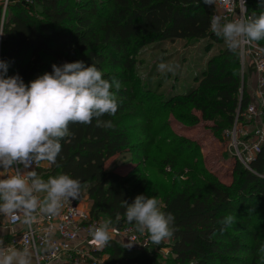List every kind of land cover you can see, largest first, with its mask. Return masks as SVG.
<instances>
[{
  "label": "trees",
  "instance_id": "obj_1",
  "mask_svg": "<svg viewBox=\"0 0 264 264\" xmlns=\"http://www.w3.org/2000/svg\"><path fill=\"white\" fill-rule=\"evenodd\" d=\"M245 2L248 17L264 12L261 0ZM214 10L203 0H31L9 3L5 11L0 6V27L5 33L0 36V60L8 64L7 76L18 74L28 84L51 72L53 64L79 60L85 66L94 63L104 79L114 77L121 83L118 91L112 89L118 102L116 115L103 117L112 120L114 127H96L95 120L90 125L70 123V135L60 141L62 151L56 163L43 161L35 169L45 180L60 174L78 178L86 187L92 218L134 228L127 223L121 202L132 203L146 189V179L139 174H122L107 166L117 155L128 152L136 157L142 150L127 122L143 117L131 115L135 96L123 86L129 82L135 86L130 75L137 47L177 40L197 41L201 54L218 47L198 72L192 69L191 76V70L183 72L186 80L195 82L194 87L164 98L167 113L178 120L190 125L212 122L213 130H221L230 127L235 112L246 106L248 92L245 84L240 90L238 52L229 51L223 39L211 32ZM255 43L264 47V40ZM155 97L148 94L144 100ZM140 127L141 134H146L145 126ZM179 143L164 165L177 182L161 206L175 217L173 236L160 244L149 239L131 256L125 253L131 247L109 240L95 256H105L104 264H261L264 151L250 163L252 171L235 161L232 180L225 184L187 153L194 154L193 143L187 139ZM179 177L185 179L178 182ZM227 215L236 219L222 232L219 221ZM152 247L166 249L167 257L162 259Z\"/></svg>",
  "mask_w": 264,
  "mask_h": 264
},
{
  "label": "clouds",
  "instance_id": "obj_2",
  "mask_svg": "<svg viewBox=\"0 0 264 264\" xmlns=\"http://www.w3.org/2000/svg\"><path fill=\"white\" fill-rule=\"evenodd\" d=\"M216 5L217 0H203ZM264 6V0H261ZM211 32L224 40L229 51H236L242 44L264 40V12L247 17L243 13L236 19L226 20L213 15ZM0 27V36H3ZM179 65L161 62L162 73L175 72ZM8 64L0 60V173L10 169L15 174L0 178V214L22 213L23 222L30 225L36 213L56 216L65 202L77 200L82 184L68 174L43 179L34 169L41 162L55 164L62 151L61 140L69 136V124H92L110 129L118 111L116 93L121 83L114 77L104 79V73L94 63L85 66L83 61L53 64L51 72H45L25 84L17 74L7 76ZM23 166V169L17 166ZM127 223L136 232L147 235L154 244H160L173 236L175 217L165 212L156 197L137 195L132 203L121 202ZM227 215L219 223L223 232L235 222ZM112 221L105 220L91 231L93 239L101 246L110 240ZM135 242L130 239L126 247ZM259 252L264 253V245ZM0 264H35L27 248L8 247L0 238Z\"/></svg>",
  "mask_w": 264,
  "mask_h": 264
},
{
  "label": "rangeland",
  "instance_id": "obj_3",
  "mask_svg": "<svg viewBox=\"0 0 264 264\" xmlns=\"http://www.w3.org/2000/svg\"><path fill=\"white\" fill-rule=\"evenodd\" d=\"M200 50L201 44L194 40L155 42L137 47L133 55L134 70L130 75L135 86L133 88L132 82L123 85L127 90L132 89L135 96L134 101L131 100L135 104L131 115L137 114L143 117L140 118L136 115L140 119L127 122L136 136V145L142 150L136 157L128 152L117 155L108 161L107 166L122 174H139L141 178H145L147 184L144 194L158 198L161 206L164 197L177 182L169 167H164L168 163L165 161L168 155H173L171 150L180 145L181 139H187L193 143L194 154L187 153L194 155L195 161L199 162L205 170L216 176L222 183L230 184L233 177L234 159L226 151L223 139V132L229 127L213 130L212 122L202 120L197 124L190 125L167 113L169 104L165 103L164 98L169 99L174 95L184 94L195 86V82L186 80L183 72L191 70L190 76L193 75L192 69L195 71L200 69L206 57L216 53L218 47L215 46L203 54L199 52ZM162 61L179 65V67L174 73H162L158 70V65ZM178 77L179 79H177ZM152 93L157 97L145 101L144 97H147L148 94L149 97H152ZM137 99L141 101L140 104ZM194 114L199 116L197 112ZM149 120L152 121L151 125ZM157 124L160 126L157 127ZM140 125L145 126L144 129L148 130L146 131L147 137L146 134H141ZM149 125L150 127H148ZM41 164L44 165L45 162H41ZM184 179L185 177H179L178 182ZM85 190L86 187H83L82 191ZM84 207L89 208L88 200L85 201ZM139 250L140 248L134 247L127 249L125 253L131 256ZM152 250L162 259L167 257L166 249L152 247ZM261 255L263 256L261 264H263L264 253Z\"/></svg>",
  "mask_w": 264,
  "mask_h": 264
},
{
  "label": "built area",
  "instance_id": "obj_4",
  "mask_svg": "<svg viewBox=\"0 0 264 264\" xmlns=\"http://www.w3.org/2000/svg\"><path fill=\"white\" fill-rule=\"evenodd\" d=\"M16 1L31 2L0 0V6L5 11L9 3ZM212 6L215 9L212 16L220 15L226 20H232L243 13L248 17L245 0H217L216 5ZM237 52L240 90L245 84L248 102L242 110L235 112L231 126L223 132V139L226 151L234 162L238 161L245 169L252 171L250 163L264 151V47L255 42L242 44ZM17 167L23 169L22 165ZM37 167L33 164L27 170ZM12 174H15L14 169L0 173V178ZM82 197L81 189L79 198L65 202L59 215L36 213L30 225L23 222L22 213L5 215L7 225H22L21 230L14 233L5 245L17 249L27 248L35 264H104L105 256H95L104 245L101 246L91 235L92 229L104 219L92 218L89 210L80 206ZM129 239L135 242L131 248H143L149 242L147 235L139 234L133 227L111 226L110 240L127 245Z\"/></svg>",
  "mask_w": 264,
  "mask_h": 264
},
{
  "label": "crops",
  "instance_id": "obj_5",
  "mask_svg": "<svg viewBox=\"0 0 264 264\" xmlns=\"http://www.w3.org/2000/svg\"><path fill=\"white\" fill-rule=\"evenodd\" d=\"M82 198L83 199H82V201L80 203V206L83 207V208H85L84 207V203H85L86 200H88V202H89V208H90L91 202L88 199L86 190L83 192V197ZM83 200H84V202H83ZM21 227H22V225H16L14 227H11V226L7 225L5 215L0 214V238L3 239L4 244L7 243L10 240L11 236L14 233H16L19 230H21Z\"/></svg>",
  "mask_w": 264,
  "mask_h": 264
}]
</instances>
